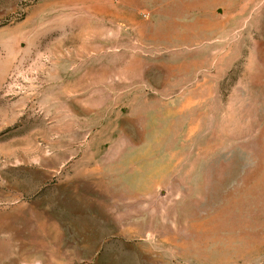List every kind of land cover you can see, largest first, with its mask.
Here are the masks:
<instances>
[{
	"label": "rangeland",
	"instance_id": "374dc122",
	"mask_svg": "<svg viewBox=\"0 0 264 264\" xmlns=\"http://www.w3.org/2000/svg\"><path fill=\"white\" fill-rule=\"evenodd\" d=\"M0 264H264V0H0Z\"/></svg>",
	"mask_w": 264,
	"mask_h": 264
}]
</instances>
